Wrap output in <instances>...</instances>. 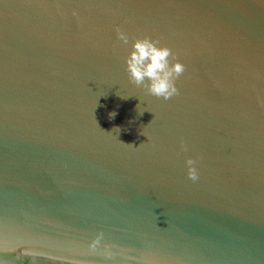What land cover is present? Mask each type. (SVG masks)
I'll use <instances>...</instances> for the list:
<instances>
[{"label": "water", "instance_id": "obj_1", "mask_svg": "<svg viewBox=\"0 0 264 264\" xmlns=\"http://www.w3.org/2000/svg\"><path fill=\"white\" fill-rule=\"evenodd\" d=\"M0 264H264V0H0Z\"/></svg>", "mask_w": 264, "mask_h": 264}, {"label": "clouds", "instance_id": "obj_2", "mask_svg": "<svg viewBox=\"0 0 264 264\" xmlns=\"http://www.w3.org/2000/svg\"><path fill=\"white\" fill-rule=\"evenodd\" d=\"M119 38L125 44L129 41L123 31L119 32ZM132 49L126 57V65L129 77L136 86H144L150 95L164 100L179 94L176 81L183 75L185 66L179 61L172 62L174 57L170 48L159 46V41L151 37H144L137 38ZM186 163L189 179L198 180L195 161L188 159Z\"/></svg>", "mask_w": 264, "mask_h": 264}]
</instances>
